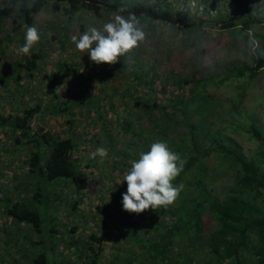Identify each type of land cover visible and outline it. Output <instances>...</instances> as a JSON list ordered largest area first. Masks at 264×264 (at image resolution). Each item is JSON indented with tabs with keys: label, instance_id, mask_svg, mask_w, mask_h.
Returning <instances> with one entry per match:
<instances>
[{
	"label": "rangeland",
	"instance_id": "obj_1",
	"mask_svg": "<svg viewBox=\"0 0 264 264\" xmlns=\"http://www.w3.org/2000/svg\"><path fill=\"white\" fill-rule=\"evenodd\" d=\"M108 1L127 7L145 3L173 15L185 13L191 26L174 27L138 18L145 33L139 47L114 65H97L86 52L75 49L71 36L82 33L87 26L99 27L117 14L122 15L119 12L101 11L96 16L82 10L69 19L52 12L50 1L34 15L31 25L19 17L18 5L9 17L0 18V113L20 116L23 109L40 103L44 110L30 122L32 131L47 132L57 139L73 136L76 148L72 159L81 176L89 179L87 188L78 194L68 182L61 181L56 186L67 198L50 209L58 233L50 234L47 224L41 233L15 224L3 212L9 204L6 198L22 195L29 202L33 179L27 177L26 159L31 147L24 141L18 145V133L0 126V264H28V257L34 258L43 250L48 264H82L74 249L67 246L73 225L77 226L74 236L81 243L91 233L103 237L105 250L98 264H112L116 251L120 250L119 255L129 252L131 237L116 231L121 217L127 214L122 205L127 182L122 183V177L131 167L130 162L139 157L137 149L147 152L151 144L160 140V131L154 126L159 113L136 106L135 100L168 107L185 104V110L192 114L189 122L196 126L195 132L218 136L224 145L254 160L264 171V148L250 131L254 127L264 134V68L254 78L231 72L255 65L253 49L264 42V0ZM11 6L10 0H0V9ZM228 20H235L237 25L223 28ZM245 20L250 23L249 30L240 28ZM29 26L38 29L40 42L29 55H17L16 49L23 45ZM32 54L40 56L32 76L18 73L17 64ZM18 75L20 80L16 81ZM84 96H89L92 103L73 106L68 113L51 110L56 102ZM175 118L180 123V114ZM177 127L184 136L187 129ZM196 139H200L199 134ZM174 140L176 135L167 138ZM98 147L108 149L106 160L92 158ZM213 157L210 153L204 158V184L213 195H223L234 184L235 171L228 169L229 163L220 167ZM75 200L79 201L76 219L69 214ZM165 210L174 212L175 203ZM162 218L174 221L173 215ZM202 224L194 241L206 239L208 220ZM31 240L42 243L31 247ZM197 246L199 251L205 250L203 245ZM190 252L188 247L187 254ZM171 260V264H177L176 254Z\"/></svg>",
	"mask_w": 264,
	"mask_h": 264
},
{
	"label": "trees",
	"instance_id": "obj_2",
	"mask_svg": "<svg viewBox=\"0 0 264 264\" xmlns=\"http://www.w3.org/2000/svg\"><path fill=\"white\" fill-rule=\"evenodd\" d=\"M50 1L52 12L62 13L69 19L82 10L96 16L101 11H106L119 12L126 17L131 14L137 19L165 22L174 27L191 26L185 13L177 12L173 15L169 10H154L145 3L127 7L108 0H10L12 6L0 9V18L9 17L18 5L19 17L26 25H31L34 15ZM234 21L224 22L223 28L235 27L237 24ZM239 25L242 30H249L248 20ZM254 53L256 62L253 67L234 68L231 72L240 77L245 73L252 78L257 76L264 68V42L255 47ZM39 59L37 54L26 57L22 63L17 64L18 73L24 72L25 76L31 77L37 69ZM18 80L19 75L16 77V81ZM70 98L72 99L56 102L51 110L55 113H68L73 106L92 103L89 96ZM135 105L159 113L154 119V126L160 131L159 141L166 142L184 161L183 170L173 183L177 186L183 184L184 187L175 202L174 212L160 208L157 211L147 210L142 214L127 212L121 217L116 231L124 237H131L132 246L124 255H119L120 250L116 251L111 258L112 264H171V256L174 254L178 258L177 264H264V171L256 166L254 160H247L231 146L224 145L218 136L195 132L196 126L189 122L192 114L185 110V104H172V107H168L135 100ZM42 110V105L36 103L23 109L20 116H4L0 113V126L18 133V145L24 141L31 147L26 167L27 177L33 179L29 202L22 195L12 200L6 198L9 204L4 208L3 214L15 224L28 226L32 233H41L43 226L47 224L50 226V234H56L58 230L52 224L54 218L50 216V209L55 203L67 199L60 195L56 186L61 181L68 182L75 187V194H78L87 188L89 179L81 176L79 166L72 159L76 148L73 136L57 139L47 132L32 131L30 122ZM178 114L181 116L180 123L175 120ZM175 124L187 129L184 136L177 132ZM250 131L252 137L264 148V134L254 127ZM198 134L199 140L196 139ZM174 135L177 140L167 141L168 137L173 138ZM136 152L139 155L146 151L137 149ZM210 153H213V158L220 167L229 163L228 169L234 168L235 171L234 184L223 195H213L206 190L204 184L203 161ZM262 157L264 162V151ZM78 203L75 200L70 204L69 214L74 219L77 218L75 214ZM168 214L173 215L174 221H164L162 216ZM204 219L208 220L206 239L194 241L202 229L200 225ZM148 221L149 226L144 227ZM146 228L148 229L145 231ZM76 231L77 226L73 225L68 232L67 246L74 249L76 255L83 260L82 264H98L105 250L103 237L91 233L81 243L74 236ZM140 234L145 237L139 238ZM41 243L42 241L31 240L28 245L36 247ZM197 243L203 245L205 250L199 251ZM188 247L192 249L189 255ZM50 249L52 250L51 247ZM30 258L28 257V264H48L45 250Z\"/></svg>",
	"mask_w": 264,
	"mask_h": 264
},
{
	"label": "clouds",
	"instance_id": "obj_3",
	"mask_svg": "<svg viewBox=\"0 0 264 264\" xmlns=\"http://www.w3.org/2000/svg\"><path fill=\"white\" fill-rule=\"evenodd\" d=\"M144 39L145 33L139 20L131 14L127 17L117 14L114 19L99 27L87 26L82 33L71 36L75 49L86 52L97 65L118 63L122 56L139 47ZM39 42L38 29L34 26L27 27L24 43L16 49L17 55H29ZM108 155L107 148L98 147L92 158L98 156L103 161ZM130 163L131 167L122 177V183L127 182V191L122 198L124 211L142 214L147 210L157 211L175 203L184 186H177L173 182L183 170L184 161L166 142H154L149 151L141 152Z\"/></svg>",
	"mask_w": 264,
	"mask_h": 264
}]
</instances>
